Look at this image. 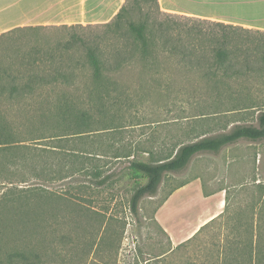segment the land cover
<instances>
[{
    "label": "rangeland",
    "instance_id": "obj_1",
    "mask_svg": "<svg viewBox=\"0 0 264 264\" xmlns=\"http://www.w3.org/2000/svg\"><path fill=\"white\" fill-rule=\"evenodd\" d=\"M151 16L219 30L197 18L158 11ZM99 24L0 31V69L45 78L25 101L0 100L18 137L32 138L38 131L34 125L41 122V110L61 120L55 110L66 96L90 109L97 122L85 136L87 142L67 124L51 127V121L38 132L71 139L62 142L60 153L73 156L60 159V166H47V176L37 174L35 161L0 173V264H8L7 252L24 245L31 260L13 264H223L232 242L245 247L252 218L264 264V139H241L217 153L195 155L183 170L166 173L157 193L144 196L136 213L130 199L146 179L135 178L129 168L133 159L151 161L169 154L174 145L257 123L264 111V75L208 83L202 71L181 68L176 59L164 56L161 67L145 73L135 63L122 75L111 74L128 84L122 85L124 100L92 105L93 69L83 62L85 44L99 42L107 49L119 41ZM53 139L28 141L29 151L46 147L47 163L53 162L51 146L59 145ZM44 191L52 195L44 196ZM182 242L186 244L177 249Z\"/></svg>",
    "mask_w": 264,
    "mask_h": 264
},
{
    "label": "trees",
    "instance_id": "obj_2",
    "mask_svg": "<svg viewBox=\"0 0 264 264\" xmlns=\"http://www.w3.org/2000/svg\"><path fill=\"white\" fill-rule=\"evenodd\" d=\"M155 11L166 13L161 10L158 0H126L111 21L99 24L107 27V32L112 33L114 37L118 36L119 41L112 43L107 49H102L99 42L98 45L93 46L85 44L86 52L83 62L93 69L94 83L89 94L92 100L89 101L90 104L105 106L108 102L112 104L114 101L122 102L124 100L122 93L125 91L123 86H128V84L111 74L122 75L123 71L132 68L135 63H140L141 70L145 73L152 68L161 67L160 61L164 56L176 59L181 68L195 70V72L202 71L201 77L208 83L221 81L225 83L226 79H239L251 74L264 75V31H254L220 21L197 19L210 22L219 29L210 32L203 27L189 25L187 22L153 19L151 12ZM134 12L138 13L137 18H132ZM32 27L34 26L15 27L9 32ZM252 32L256 34L253 35ZM80 42L85 43L84 39H81ZM25 76L28 80L24 82ZM41 79L45 80L38 73L27 74L22 71L0 69V100L10 99L21 102L29 99L35 93L34 84L38 81L40 83ZM143 82L146 80L139 81L140 86H144ZM113 90L119 91V93L112 94ZM77 106L80 107L71 97L61 98L57 102L55 110L61 120L50 118L45 110L39 111L41 116L38 118L41 122L39 125H34L35 130L38 129V131H33L32 134L35 135L37 132L36 135L28 139L18 137L19 129L10 122L9 115L0 110V173L5 174L7 170L29 166L32 161H35V167L40 171L37 174L43 177L47 176V166L58 164L60 166V159H64V156H73V153L64 154V156H61L60 153L65 149L62 142H71V139L64 136L66 134H59L53 139L55 135L46 136L38 132L45 130V126L51 121L54 122L51 127L59 128L61 125L67 124L75 128L74 133L79 136L81 141L87 142L88 139L85 136L89 133L92 134V126L97 122L94 121L90 109L81 107L79 109ZM49 139L57 140L59 145L51 146L55 156L53 162L47 163L46 158H49L47 148L42 147V149L31 152L28 141ZM241 139L252 141L264 139V111L259 112L255 124H237L229 131L206 135L187 143L174 145L169 154L159 155V158L151 161L131 160L129 168L132 175L135 178L146 179L145 183L140 185L131 196V211L134 213L138 211L140 200L144 196L157 193L166 173L183 170L197 154L217 153L225 146ZM74 155L80 163L78 155L75 153ZM74 164L75 161H72V166ZM42 193L44 196L52 195L48 191ZM18 196L21 198L22 195L17 194V198H19ZM4 201L7 203L9 200L6 198ZM221 214L209 220L200 230L223 216L224 211ZM246 226L249 239L246 244L244 243L245 247L238 246L237 242H232L234 248L231 246L226 248L224 257L229 259L228 261L225 259L223 264H261L263 257H261L259 244L255 241L257 235L254 230V219L248 221ZM196 234L186 242L191 241ZM185 244L182 242L176 248L179 249ZM6 254L8 264H13L15 260L24 262L31 260L25 245Z\"/></svg>",
    "mask_w": 264,
    "mask_h": 264
},
{
    "label": "crops",
    "instance_id": "obj_3",
    "mask_svg": "<svg viewBox=\"0 0 264 264\" xmlns=\"http://www.w3.org/2000/svg\"><path fill=\"white\" fill-rule=\"evenodd\" d=\"M125 2L0 0V31L40 24L105 23L114 18ZM158 3L162 11L171 15L220 21L264 31V0H158ZM13 13L19 14L11 15ZM159 216L165 219L164 214Z\"/></svg>",
    "mask_w": 264,
    "mask_h": 264
}]
</instances>
